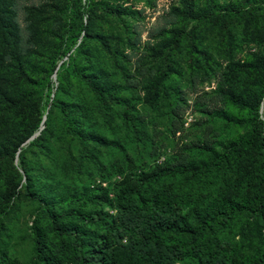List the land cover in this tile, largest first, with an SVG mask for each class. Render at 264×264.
I'll use <instances>...</instances> for the list:
<instances>
[{
    "label": "rangeland",
    "instance_id": "rangeland-1",
    "mask_svg": "<svg viewBox=\"0 0 264 264\" xmlns=\"http://www.w3.org/2000/svg\"><path fill=\"white\" fill-rule=\"evenodd\" d=\"M80 3L90 11L89 38L77 56L69 47ZM190 10L197 16L189 15ZM242 11L250 14L237 18ZM251 14L264 26V0H0V83L7 78L5 83L12 81L8 90L13 93L31 87L37 93L31 108L40 103L44 113L50 111L52 130L43 145L50 146L59 159L71 153L75 168L81 170L75 180L61 172L63 184L90 188L100 184L111 190L121 178L126 157L144 170L179 163L199 168L209 159V149L222 153L228 143L247 133L246 119L251 114L238 101L248 96L251 79L258 81L255 93L264 88V70L260 68L264 62L259 60L264 48L241 41L243 26L254 19ZM227 29L235 36L236 45L227 44ZM175 39L179 41L170 50L168 45L173 47ZM193 42L203 54L193 51ZM68 48L72 62L61 73L62 91L56 99L79 103L90 111H85V122L94 124L109 143L94 150L93 159L78 158V142L65 131L60 110L50 107L51 70ZM73 63L87 72L91 67L104 70L120 87L116 96L128 106L108 100L110 123L94 111L95 97L90 90L73 77ZM237 73L247 80L238 81ZM123 109H128L134 124L124 120ZM224 113L235 121L225 120ZM259 115L264 124V101ZM36 118L33 110L30 122ZM203 144L208 148L203 149ZM31 149L32 157L39 160L42 154ZM6 177L11 181L13 172L8 170ZM201 179L200 173L194 176V187H204ZM171 180L183 179L165 181ZM20 191L4 240L11 258L19 264H32L28 226L37 204ZM235 224L229 232L221 231L229 239L237 234Z\"/></svg>",
    "mask_w": 264,
    "mask_h": 264
},
{
    "label": "trees",
    "instance_id": "trees-1",
    "mask_svg": "<svg viewBox=\"0 0 264 264\" xmlns=\"http://www.w3.org/2000/svg\"><path fill=\"white\" fill-rule=\"evenodd\" d=\"M79 7L69 47L77 56L89 38L90 11L85 10L86 4L80 3ZM247 13L242 11L237 18ZM207 14L203 11V15ZM189 15L197 16L191 10ZM252 18L243 26L241 41L264 48V26L257 17ZM226 35L229 46L237 44L230 29ZM178 41L173 40L169 49L173 50ZM192 47L203 54L194 42ZM69 48L51 70L55 79L48 94L50 107L60 110L65 131L78 142V158L88 160L94 158V150L109 143L94 124L85 122L86 107L56 99L58 91H62L61 73L72 62ZM259 58L264 62V56ZM73 64V77L95 97L94 111L110 123L108 100L128 106L126 100L116 96L120 87L102 69L91 67L87 72ZM260 68L264 70V64ZM236 78L247 80L240 73ZM4 81L8 82V78ZM5 82L0 83V264H19L9 256L4 236H8L7 223L15 211V201L21 197L20 190L37 204L28 226L32 264H264V124L259 115L264 88L254 92L258 81L251 79L248 96L238 101L251 114L246 119L248 131L228 143L222 153L209 149V159L199 168L179 163L144 170L126 157V167L111 190L100 184L90 188L62 183L61 172L65 178L75 180L81 170L75 168L71 153L59 159L50 146L43 145L52 130L50 111L44 113L40 103L31 108L37 94L31 87L13 93L8 88L14 83ZM33 110L38 118L31 123ZM122 114L124 120L134 124L128 109H123ZM221 116L235 121L225 113ZM35 133L38 134L25 143ZM31 148L42 154L39 160L32 157ZM8 170L14 175L11 181L6 177ZM198 173L204 187H194L191 182ZM177 177L183 180L165 181ZM186 210L191 214L186 215ZM234 223L237 234L229 239L221 231L229 232Z\"/></svg>",
    "mask_w": 264,
    "mask_h": 264
},
{
    "label": "water",
    "instance_id": "water-1",
    "mask_svg": "<svg viewBox=\"0 0 264 264\" xmlns=\"http://www.w3.org/2000/svg\"><path fill=\"white\" fill-rule=\"evenodd\" d=\"M53 79H55V75H53ZM38 133H35L32 135L25 143H28L31 139H33ZM15 162H17V158L15 159Z\"/></svg>",
    "mask_w": 264,
    "mask_h": 264
}]
</instances>
